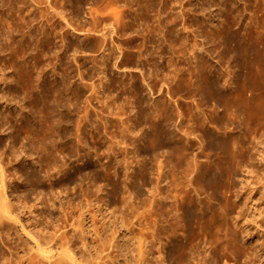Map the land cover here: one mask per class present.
I'll list each match as a JSON object with an SVG mask.
<instances>
[{
	"label": "rangeland",
	"instance_id": "rangeland-1",
	"mask_svg": "<svg viewBox=\"0 0 264 264\" xmlns=\"http://www.w3.org/2000/svg\"><path fill=\"white\" fill-rule=\"evenodd\" d=\"M260 10L264 11V0H0V96L3 97L0 98V127L5 125L7 130V135L0 134L3 135L0 138V152L13 149L23 151L24 157L27 153L37 156L36 162L41 161L33 167L39 168L44 176L47 175L45 168L51 166L54 158L60 155L66 160L64 169H61L68 170L66 175L65 172L52 170V176L57 174L53 178L46 176L42 181L33 182V185H18L15 193L13 188L9 189L15 195L20 193L17 197L23 202L30 201L29 206L36 202L34 212H39V215L34 214V220L31 218L29 224L32 222V227H37L38 231L40 226L49 228L50 223L42 220L44 212L54 219L61 218L60 223H65L60 226L68 225L67 230L77 233L79 228L77 230L70 223L81 215L80 221H84L89 242V249L82 247L85 257L91 252L95 253L97 247L99 250L105 249L103 256L110 253L118 255L119 247L110 248V239L114 236L111 233L114 234L117 228L121 230V234H117L119 244L125 246L128 259H139L137 249L140 237L145 243V251L149 249L148 254L151 250L154 252L151 251L149 259L159 261L164 254L159 252L161 245L153 240L151 234L155 220L151 213L153 192L150 191L155 187L152 183L159 186L160 195L168 196L159 197L161 200L171 199L158 211L162 223L165 220L162 216L167 218L166 211L172 210L169 216L178 213L177 207L173 209L170 205L182 196L184 201L187 197L185 202L194 195L202 196L200 200L203 197L209 200L215 185H207L203 177L207 173L217 172L221 174L217 183L218 197L221 199L219 209L222 207L220 211L225 210V215L219 222L217 216L214 217L215 222L213 219L210 221L211 215L202 220V228L197 229L199 234L195 233L193 238L194 246L199 244L195 239H200L199 258L202 262L208 261V264H219L220 261L223 264L227 256L230 260L234 257L233 253L231 255L229 251L225 258L221 255L222 251L218 254L219 249L215 245L227 244L228 241L231 249L236 248L232 251H242L240 253L243 255L247 244L240 241V245L233 246V235L230 233L234 226L232 217L238 215L233 208L235 191L242 184L243 198L248 203L240 216L243 219L240 225H247L241 228V235L247 231L254 244H260L264 251V12ZM249 18L254 20L250 21ZM251 43L255 66L260 64L262 70L254 68L251 71L249 67ZM225 79H228V85ZM230 81L234 83L230 84ZM218 85L222 87L218 88ZM9 98L24 103L23 124L28 127L22 129L24 133L18 127L19 121H15V118L10 120L6 114L13 108ZM34 100L38 102L37 105ZM17 111L20 112L14 107L15 115L19 114ZM31 125L36 128L37 138L42 136L40 140L44 143L39 142L36 136H30L33 135ZM31 142L36 144V149ZM27 163L20 170L26 172ZM153 167H157L158 171ZM154 172L157 175L154 176ZM185 172L188 174L185 175ZM189 172H192L191 176ZM26 176L17 182L28 184ZM176 177L179 181L178 178L173 179ZM160 179L161 185L158 184ZM189 179H196L197 182L195 180L194 184ZM185 180L193 183L194 187L188 186ZM176 181L180 184L179 188ZM174 183L178 189L176 192ZM196 186L200 187L199 191L202 190L200 193ZM188 187L190 190L192 187V193ZM194 188L196 193L193 192ZM173 189L175 195L171 192ZM184 190L186 195L183 194ZM177 192L181 194L177 195ZM202 192L205 194L201 195ZM23 195H27L28 200ZM54 196L65 197L66 207L72 208L69 209L72 211L70 218L64 217L59 203L49 207L51 203L48 199ZM89 196L96 199L89 200ZM125 198L127 202L131 199L129 202L132 204L125 203ZM40 199L43 201L41 204L38 203ZM88 200L94 206H90ZM112 212L114 215L110 218L108 214ZM120 217L126 220L121 218L120 221ZM5 223L8 226H5V230L8 229L4 232L8 233H3V238L0 236V242L6 245L0 244L10 252L4 246L1 249L0 245V254L13 252L11 258L9 254L6 255L10 260L5 264H10L9 261L11 264L25 262L21 258L27 252L34 258L37 251L31 250L34 241L26 233L27 229H21L22 223L13 220L7 219ZM218 223H221L220 227ZM230 224L233 226L229 227ZM89 230L92 232L89 233ZM170 230L173 232L174 228ZM170 230L164 231L161 237L170 233L169 237L174 236ZM223 230L226 231L222 234ZM134 236L136 239H133ZM100 237L102 240L106 237L104 240L109 242H101ZM219 237L222 238L221 243ZM117 238L113 241L118 242ZM78 240L81 242L82 238ZM214 246L217 249L211 248ZM1 261L0 264L3 263ZM117 261L116 264H126L124 260L118 261L120 263ZM172 262L182 264V261L177 263L171 258L166 263Z\"/></svg>",
	"mask_w": 264,
	"mask_h": 264
},
{
	"label": "bare ground",
	"instance_id": "bare-ground-1",
	"mask_svg": "<svg viewBox=\"0 0 264 264\" xmlns=\"http://www.w3.org/2000/svg\"><path fill=\"white\" fill-rule=\"evenodd\" d=\"M233 1V0H232ZM263 1V0H262ZM263 4V3H262ZM248 5V4H247ZM249 5H251V4H249ZM253 5V4H252ZM251 5V6H252ZM254 5H256V4H254ZM247 7H249V6H247ZM256 7H258V6H256ZM250 8V7H249ZM252 8V7H251ZM254 8H255V6H254ZM262 9V8H261ZM253 10V9H252ZM263 10V9H262ZM255 11V10H254ZM261 11V10H260ZM259 11V12H260ZM237 12V11H236ZM261 12H264V11H261ZM243 15V14H242ZM241 16V15H240ZM263 16H264V14H263ZM238 17V16H237ZM258 17V16H257ZM261 18V17H260ZM242 19V18H241ZM248 20V19H247ZM249 20H250V18H249ZM252 20V19H251ZM250 20V21H251ZM254 20V19H253ZM252 20V21H253ZM238 21V20H237ZM236 21V22H237ZM248 22V21H247ZM240 23V22H239ZM253 23V22H252ZM251 23V24H252ZM255 23V22H254ZM258 23V22H257ZM243 24V23H242ZM245 24H247V23H245ZM248 25V24H247ZM247 25H245L246 27H248ZM254 25H256V24H254ZM253 26V25H252ZM242 27V26H241ZM258 27V26H257ZM243 29L245 30L246 28H244L243 27ZM258 29V28H257ZM257 29H255V30H257ZM260 29V28H259ZM249 31V30H248ZM260 31V30H259ZM258 32V31H257ZM250 33V32H249ZM249 36V35H248ZM246 37V36H245ZM248 38V37H247ZM252 38V37H251ZM251 38H249V39H251ZM258 38V37H257ZM260 38V37H259ZM236 40V39H235ZM238 40V39H237ZM240 40V42H241V39H239ZM258 40H260V39H258ZM250 42V41H249ZM253 43H255L254 41H252ZM234 43H235V41H234ZM238 44V43H237ZM241 44H242V42H241ZM236 45V44H235ZM257 45V44H256ZM259 45V44H258ZM240 48H241V46H240ZM239 49V48H238ZM235 50V49H234ZM236 50H237V47H236ZM242 50H243V47H242ZM247 50V49H246ZM252 50H253V45H252V43L250 44V50H249V56H250V65H249V67L251 68V71H253V69L254 68H260L261 69V66H260V64H258L257 66H255L256 64H255V61H254V58H253V53H252ZM245 51V50H244ZM239 52V51H238ZM247 52V51H246ZM241 53H243V51L241 52ZM240 53V54H241ZM248 53V52H247ZM255 54V53H254ZM238 55V54H237ZM240 57H241V55H240ZM242 57H243V55H242ZM245 57H247V56H245ZM235 58H236V54H235ZM257 60V59H256ZM263 60V59H262ZM244 61H246V60H244ZM243 61V62H244ZM219 62H222V60L221 61H219ZM218 62V63H219ZM236 62H238V60L236 61ZM258 62V61H257ZM263 62V61H262ZM260 63V62H259ZM238 64H240L239 62H238ZM244 64H245V62H244ZM244 64H243V66H244ZM219 65V64H218ZM221 65V64H220ZM264 65V64H263ZM239 66H241V64L239 65ZM242 66V67H243ZM255 66V67H254ZM246 67H247V65H246ZM222 68V67H221ZM244 68V67H243ZM220 69V68H219ZM245 69H247V68H245ZM264 69V68H263ZM262 70V69H261ZM240 71H242V70H240ZM246 71V70H245ZM249 71V70H248ZM229 72V71H228ZM257 72H258V70H257ZM223 73V72H222ZM221 73V74H222ZM246 73V72H245ZM250 73V72H249ZM254 73V72H253ZM252 73V74H253ZM261 73H263V71L261 72ZM244 74V73H243ZM242 74V76L243 77H245V74L243 75ZM252 74H251V76H252ZM260 74V73H259ZM219 75V74H218ZM228 75V74H227ZM230 75H232L231 73H230ZM250 74H248V76H249ZM257 75H258V73H257ZM220 76V75H219ZM253 76H254V74H253ZM256 76V75H255ZM227 77V76H226ZM230 77V76H229ZM233 78V77H232ZM253 77H251V79H252ZM257 78V77H256ZM256 78H254V80L256 79ZM250 79V78H249ZM37 80V79H36ZM226 80V79H225ZM241 80H243L242 78H241ZM254 80L252 81V82H254ZM228 81V79L226 80V83H227V85H228V83L229 82H227ZM244 81V80H243ZM248 81V80H247ZM38 82V81H37ZM36 82V83H37ZM234 83L233 81H230V84H232V83ZM241 82V81H240ZM250 82H251V80H250ZM249 82V83H250ZM9 83V82H8ZM7 83V84H8ZM35 83V82H34ZM16 84V83H15ZM229 84V85H230ZM11 85V84H10ZM236 85V84H235ZM256 85V84H255ZM254 85V86H255ZM261 85H263V83L261 84ZM219 86V85H218ZM232 86V85H231ZM230 86V87H231ZM234 86V85H233ZM11 87V86H10ZM13 87V86H12ZM222 87V86H221ZM220 86L218 87V88H221ZM229 87V86H228ZM261 87H263V86H261ZM15 88V87H14ZM34 88H35V86H34ZM33 88V89H34ZM226 88V87H225ZM235 88V87H234ZM36 89V88H35ZM39 89V88H38ZM38 89H36L37 91H40V89L38 90ZM42 89V88H41ZM15 90V89H14ZM223 90V89H222ZM224 90H226V89H224ZM240 90V88L238 89V91ZM242 90V89H241ZM17 91V90H16ZM34 91V90H33ZM221 91V90H220ZM219 91V92H220ZM229 91V90H228ZM237 91V90H236ZM235 91V92H236ZM238 91H237V93H238ZM242 91H244V90H242ZM31 93H32V90L30 91ZM34 92H36V91H34ZM217 92V91H216ZM234 92V93H235ZM240 92V91H239ZM38 93V92H37ZM36 93V94H37ZM223 93V92H222ZM222 93H221V96H222ZM241 93V92H240ZM249 93V92H248ZM16 94H17V92H16ZM32 94H35V93H32ZM39 94V93H38ZM236 94V93H235ZM239 94V93H238ZM0 95H2V94H0ZM218 95V94H217ZM234 95V94H233ZM233 95H231V96H233ZM249 95V94H248ZM5 96V95H4ZM17 96V95H16ZM37 96V95H36ZM2 96H0V98H1ZM19 97V96H18ZM33 97V99H34V96H32ZM239 97V96H238ZM3 98V97H2ZM8 98V97H7ZM10 98H13V97H10ZM9 98V100H10V104H11V106H13V108L8 112V113H6L7 114V116L10 118V120H12V118H15L16 120L15 121H19V124H18V127L20 126V130H22V129H26V127L27 126H24L25 125V123L23 124V122H25L24 121V115H23V112L24 111H22L23 110V108H24V106L22 105V104H24V103H22L21 104V102L20 101H14V100H12V99H10ZM16 98V97H15ZM38 98V96L36 97V99ZM217 98H219V97H217ZM225 98V97H224ZM250 98V97H249ZM18 100V99H17ZM223 100V99H222ZM35 101V100H34ZM37 101H38V99H37ZM36 102V101H35ZM250 102V101H249ZM8 103V102H7ZM37 103L38 102H36V105H37ZM39 106V105H38ZM14 107H16L17 108V110H20V112L19 111H17L19 114L18 115H15V113H14ZM36 108H37V106H36ZM35 109V108H34ZM9 110V109H8ZM37 110V109H36ZM41 110V109H40ZM38 111V110H37ZM16 112V113H17ZM43 112V111H42ZM1 114V113H0ZM33 114V113H32ZM41 115H42V113H40ZM39 114V115H40ZM35 115V114H34ZM41 115H40V117H41ZM44 115V114H43ZM5 117H6V115H5ZM32 117H34V116H32ZM36 117V116H35ZM43 118H44V116H42ZM47 118V117H46ZM34 119V118H33ZM41 119V118H40ZM18 123V122H17ZM35 123H37V122H35ZM2 124H4V123H2ZM1 124V126H3ZM31 124H34V123H31ZM36 125V124H35ZM5 126V125H4ZM4 126L3 127H0V134L1 133H3V135L4 134H6L7 135V130H6V127L4 128ZM16 126V125H15ZM37 127V126H36ZM28 128V127H27ZM30 128H31V131H32V134L33 135H31L27 130V132L30 134V136H36V128H34V125H31L30 126ZM39 129V128H38ZM37 129V130H38ZM25 131V130H24ZM26 131H25V133H26ZM22 132H23V130H22ZM24 133V132H23ZM28 133H27V136H28ZM35 133V134H34ZM38 134H39V131H38ZM3 135L1 136L0 135V138L1 137H3ZM29 136V137H30ZM38 136V135H37ZM37 136H36V138H37ZM51 136V135H50ZM53 136V135H52ZM42 137V136H41ZM40 136H39V138H37V139H39L38 141L40 142L41 140H40V138H41ZM5 138V137H4ZM4 138H2V139H4ZM35 138V139H36ZM43 138V137H42ZM46 138V137H45ZM47 138H48V136H47ZM46 138V139H47ZM49 138H51V137H49ZM54 138V137H53ZM52 138V139H53ZM32 139V138H31ZM5 140V139H4ZM49 140V139H48ZM47 140V143L49 142ZM56 139H54V141H55ZM35 141V140H34ZM44 141V140H43ZM46 141V140H45ZM50 141H52L51 139H50ZM57 141V140H56ZM2 142H3V140H2ZM37 142V141H36ZM35 142V143H36ZM186 142H188V141H186ZM31 143H33V142H31ZM38 143V142H37ZM41 143H44V142H42L41 141ZM40 143V144H41ZM47 143H45V144H47ZM51 143V142H50ZM49 143V144H50ZM54 144H56V142L54 143ZM54 144H52L53 146H54ZM187 144V143H186ZM33 145L35 146L36 144H34L33 143ZM32 145V146H33ZM37 145H39V144H37ZM42 145V144H41ZM44 145V144H43ZM43 145H42V147H43ZM190 145V144H189ZM189 145H188V147H189ZM1 146V145H0ZM11 146V145H10ZM40 146V145H39ZM38 146V147H39ZM45 146V145H44ZM12 147H14V145L12 146ZM11 147V148H12ZM37 147V148H38ZM42 147H41V150H42ZM46 147V146H45ZM44 147V148H45ZM50 147V146H49ZM58 147V146H57ZM56 147V148H57ZM1 148V147H0ZM7 148V147H6ZM9 148V147H8ZM51 148V147H50ZM55 148V149H56ZM59 148V147H58ZM57 148V149H58ZM3 149V148H2ZM35 149H36V146H35ZM47 149V148H46ZM55 149L54 150H52V151H55ZM60 149V148H59ZM4 150V149H3ZM44 150V149H43ZM42 150V151H43ZM50 150V149H49ZM48 150V151H49ZM38 151V149L36 150V152ZM42 151H40L41 152V154H42ZM59 151V150H58ZM40 152H39V156H40ZM46 154H47V152L46 151H44ZM25 154V153H24ZM28 154V153H27ZM26 154V157H24V155H23V151L22 152H20V151H14L13 149H5L3 152H0V236L2 237L4 234L3 233H8V232H4V230H5V224L7 223H5V220L7 221V219L8 220H13V221H16L17 223H22L21 224V229H22V227L26 230V231H28V232H26V233H29L30 234V237L33 239V241H34V243H33V246H32V251L33 250H36L37 251V254L35 255V257L34 258H32V254L30 253V252H27L26 254L25 253H23V257L21 258V260L22 259H25V262H23V263H21V264H116V261L118 260V261H121V260H124V262L126 263V264H133V262H134V264H142L143 262H144V264H146L148 261H150V262H152V260H153V258H152V260L151 259H149V256L151 255V251L149 252V254H148V250L149 249H147L146 251H145V243L144 242H142L141 241V238L139 237V247H138V249H137V247H134V248H136L137 249V251L139 252V259H137V260H134V261H131L130 259H128V253H126L125 252V246H123V243H122V245H120L119 244V242L120 241H118V238H117V234H121V233H119V231H121V230H119L118 231V229L116 228L115 229V231H114V234H113V232L111 233L112 234V236H113V238L112 239H110L109 237H108V239H110L111 241V246H110V248L111 247H113V248H116V247H119V249H117L118 250V255L116 254V255H110V254H106V255H102L103 253H104V251H105V249H101L100 248V250L98 249V247H97V249H96V251H95V253H93V254H95V255H93V254H91V253H89V255H88V257H85L84 256V254H83V251H82V247H85V249L86 248H88L89 247V242L87 241L88 239H87V237H86V231H85V229H84V221L82 222V220L80 221V217H82L81 215L79 216L78 215V217H79V219H72V220H74V221H72L70 224H71V226L72 227H74V228H79V230H78V232L77 233H72V231H70V229L69 230H67L68 229V225L66 226H60L61 225V223H60V221H61V218H57V217H55V219L53 218V216L51 215V216H49L48 214H45L44 212H42V216L44 217H42V220L43 219H45L46 221H48L50 224V227L48 228H44L43 226H40V228H39V231L38 230H36V228L37 227H32L33 225H32V222H31V224H29V220L31 219V218H33L32 216H35L34 214H36L35 212H34V209L35 208H37V207H35V204H36V202H35V204H32V206H29V202L27 201V202H23V200H20V198H18L17 196L20 194H18V195H15V194H13L12 192L10 193L9 192V189H11V188H13V190L19 185V186H21V187H23V186H29V184H31V185H33L32 183L33 182H36V181H42L43 180V178L44 177H46V176H52V170H54L56 173H61V171L62 172H65L64 174L66 175L67 174V171L68 170H66V168H65V171H63V169H64V164L66 163V160H64L63 158V156H61L60 157V155H59V157L57 156V158H54V162H53V164H51V166H47L45 169H46V171H47V175H42V173L40 172V169L38 168V169H35L34 167L37 165V163L38 162H40L39 160H38V162H36L37 160H35V158L37 157L36 155V157H33V156H31L32 154H29V155H27ZM45 154V155H46ZM50 154H51V152H50ZM57 154V153H56ZM4 155H9V156H4ZM38 155V154H37ZM52 155V154H51ZM54 155V154H53ZM42 157H43V155H42ZM48 157H49V155H48ZM45 158H47L46 156H44V159ZM197 158V157H196ZM40 159V158H39ZM42 159V158H41ZM50 159V158H49ZM47 160H48V158H47ZM52 160H53V158H52ZM212 160V159H211ZM42 161H43V159H42ZM44 161H46V160H44ZM29 163V165H28V163ZM211 162V161H210ZM9 163H10V165H9ZM27 163V165H28V167H26V172H24V171H22V170H20V168H22L25 164ZM47 163V162H46ZM39 164H41V163H39ZM44 164V163H43ZM48 164V163H47ZM208 164V163H207ZM42 165V164H41ZM49 165H50V163H49ZM188 165H190V164H188ZM187 165V166H188ZM34 166V167H33ZM43 166H45V165H43ZM25 167V166H24ZM38 167H40V166H38ZM63 167V169H61ZM158 167V166H157ZM157 167H153V169H156ZM17 168H19V170L17 169ZM41 168H43L42 166H41ZM69 168V167H68ZM45 169L43 170V171H45ZM70 169V168H69ZM162 169V166H161V168H159V171L157 172V173H159L160 172V170ZM190 169V166L188 167V170ZM195 170H196V167L194 168ZM194 169H192L191 171H193ZM71 170V169H70ZM69 170V171H70ZM164 170H167L166 168L164 169ZM168 171V170H167ZM167 171H163V173L164 172H166L167 173ZM186 171H187V168H186ZM190 171V170H189ZM21 172L24 174H21ZM228 172V171H227ZM46 173V172H45ZM53 174V176H56L57 174ZM168 173H170V172H168ZM186 173L187 172H185V175H186ZM190 173V172H189ZM192 173V172H191ZM191 173H190V175L189 176H191ZM194 173H195V171H194ZM226 173V172H225ZM161 174V173H160ZM171 174V173H170ZM188 174V173H187ZM25 175H27L25 178H26V180H28L27 182H29L28 184H26V185H22L21 183H18L17 181H19L18 179H20V178H23L22 176H25ZM59 175V174H58ZM155 175H157L155 172H154V176ZM162 175V174H161ZM166 175V174H165ZM164 175V176H165ZM173 175V174H172ZM172 175H169V177H171ZM231 175V174H230ZM53 176H52V178H53ZM168 176V175H167ZM174 176H176V175H174ZM178 176V175H177ZM188 176V175H187ZM186 176V177H187ZM188 176V177H189ZM197 176V175H196ZM195 176V177H196ZM173 177V176H172ZM179 177V176H178ZM178 177H176V178H173L174 180H176ZM183 177H184V175H183ZM193 177V176H192ZM230 177V176H229ZM154 178V177H153ZM181 178V177H180ZM45 179V178H44ZM51 179V178H50ZM162 180H163V178H161ZM161 179L160 180H158L159 181V183L158 182H156V180H155V182L156 183H158V184H160L161 185V183H160V181H161ZM172 179V178H171ZM172 179V180H173ZM186 179V178H185ZM197 179V178H196ZM195 179V180H196ZM220 179H221V174L220 173H207V174H205L204 175V177H203V182L205 181V182H207V185H209V184H214L215 185V188H214V190H213V192L210 194V199L209 200H205L204 199V197H203V200H200L199 199V197L201 198L202 196H199L198 197V195L196 196V195H194L193 197L191 196V200L189 201V200H187V202H185L186 201V199H187V197L185 198V201L184 200H182L183 199V197L184 196H180L181 198H180V200H178V201H174L173 203L171 202V207L173 208V209H175L174 208V206H176L177 207V212L178 213H176L174 210V212H175V215H173V216H169V212H171V211H166V215H167V218H165L164 216H162L165 220L162 222V223H160V220H159V217H158V211H160V208L161 207H163L164 205H166V201L167 202H170V200L168 201V200H164V198L161 200L159 197H161V196H163L162 194L160 195V193L158 192V190H159V186L157 185V184H153L152 183V185L153 186H155L154 187V190L153 191H150L151 193L153 192V194H152V210H153V212H151L152 214H154V218H155V220L152 222V220H151V222H152V224H153V233L151 232V234H152V238H153V240H156L160 245H161V248H162V250L161 251H159L160 253H162V255L164 254V256L161 258V260H159V261H153L151 264H157V263H159V264H169V263H166V262H169V259L171 258V259H174L175 260V262H177V263H181V261H182V264H208V261H205V262H202L201 261V259L199 258V247H200V245H201V243H200V239H195L197 242H199V244L198 245H196V246H194L193 245V238H194V235H195V233H197V229L198 228H202V226H201V222H202V220L205 218V217H208L209 215H211L212 217L210 218V221L212 220V221H214V219L216 220V218H217V222H219V220H221L224 216L223 215H225L223 212L225 211H220V209L222 208H220L219 209V206H220V202H221V199H219V197H218V194H219V187H217V183L220 181ZM229 179V178H228ZM21 180L22 179H20V182H21ZM52 180V179H51ZM174 180H173V182H174ZM190 181L191 180H193V179H189ZM195 180H193L192 182L195 184V182H197V180L195 181ZM163 181H165V180H163ZM178 181H179V178H178ZM178 181H176L175 183H176V185H178V188H179V185L180 184H178L177 182ZM180 181H181V179H180ZM185 181H187V180H185ZM195 181V182H194ZM162 182V181H161ZM172 182V183H173ZM202 182V181H201ZM203 182H202V184L200 185V186H202L203 185ZM175 183L173 184V186H174V188L176 189V187H175ZM182 183V182H181ZM193 183H191L190 184V182L188 183V181H187V185L188 186H190V185H193L192 187H194V184ZM209 183V184H208ZM183 184V183H182ZM197 184H200L199 182L197 183ZM196 184V185H197ZM187 185H184V186H182V187H185V186H187ZM213 185V186H214ZM152 186V187H153ZM165 185H163V187H164ZM211 186V185H210ZM222 186H223V184H222ZM242 186H243V184H242ZM242 186H240V187H242ZM152 187H150V188H152ZM181 187V188H182ZM192 187H191V190H190V188H189V192L190 193H192ZM197 188L196 189H198V192L200 193L202 190H200L199 191V189H200V187L198 188V186H196ZM239 187V189L238 190H236L235 191V196H234V203H233V205H234V211L235 212H237L238 213V215H236L235 217H232V218H234V223H233V227L231 226V224L229 225V227L231 226L232 227V230L230 231V233H231V235H233V246L235 245V246H237L238 244L240 245L241 243H239L240 241H243L242 243L243 244H247L246 246H245V250L243 251V255L240 253V252H242V251H240V252H237V251H232V249L233 248H235V247H233L232 249H231V247L232 246H230V242L228 241V242H226V240H225V242L227 243V244H225V243H221V241H222V238H220L219 237V240H220V245L218 246L217 244H215L217 247H218V249H219V253L218 252H216V253H218V254H220V251H222V256L224 255L225 256V258H226V255H228L229 253V251H231V255H232V253H233V255H234V257H232L230 260H228V256H227V259L225 260L224 259V263L223 264H264V251H263V249L261 248V246H260V244H254V241H253V239L247 234L248 232L246 231L245 233H243V235H241L242 234V232H241V228H246L247 227V225H245V224H243V225H240L241 224V221L243 220L242 219V217H240L241 215H242V213H243V210H244V208H245V206H246V204L248 203V201L247 200H245L244 198H243V194H242V189ZM187 188V189H188ZM202 188V187H201ZM205 188V187H204ZM17 189V188H16ZM182 189H185V188H182ZM195 188L193 189V192H195L194 190H196ZM91 190V189H90ZM102 190V189H101ZM178 189H176L175 190V192L177 191ZM180 190L181 189H179V192H180ZM234 190V189H233ZM232 190V191H233ZM15 191L16 190H14V193H15ZM143 191V190H142ZM185 191V190H184ZM188 191V190H187ZM164 192H166V190L164 191ZM173 194H174V189H173V191H171ZM179 192H177V195H180L181 193H179ZM182 192V191H181ZM197 192V193H198ZM138 193V192H137ZM144 193V192H143ZM150 193V194H151ZM183 193V192H182ZM189 193V194H190ZM196 193V192H195ZM195 193H193V194H195ZM198 193V194H199ZM203 193V192H202ZM234 193V192H233ZM184 195H186V191L183 193ZM188 194V196H190ZM205 193H203V194H201V195H204ZM207 194V193H206ZM221 194V193H220ZM21 195V194H20ZM25 195V194H24ZM23 195V196H24ZM88 195V194H87ZM86 195V196H87ZM143 195V194H142ZM175 195V194H174ZM173 195V196H174ZM208 195H209V193H208ZM144 196V195H143ZM142 196V197H143ZM150 196V195H149ZM164 196H165V194H164ZM163 196V197H164ZM206 196V195H205ZM20 197V196H19ZM26 199L28 198L27 197V195L26 196H24ZM90 197V196H89ZM89 197H88V199H89ZM96 197H98V196H96ZM141 197V198H142ZM150 197V198H151ZM166 198H168V196H165ZM209 197V196H208ZM23 197H21V199H22ZM65 198V197H64ZM64 198L63 197H56V196H54V197H51L50 199H48L49 201H50V203L51 204H49V207L50 206H54V205H57V203H59L60 204V208L63 210V212H62V214H64V217H67L68 216V218H70L72 215V211H70L71 209L70 208H68V207H66V202H65V200H64ZM140 198V197H139ZM149 198V199H150ZM175 198V197H174ZM205 198H207V197H205ZM70 199V198H69ZM91 199H96L95 198V196H94V198H92V197H90V199L89 200H91ZM98 199H99V197H98ZM126 200H125V203H128L131 199H129V201L127 202V198H125ZM28 200V199H27ZM36 200V199H35ZM48 200H47V202H48ZM57 200V201H56ZM71 200V199H70ZM85 200H86V197H85ZM89 200H88V202H89ZM212 200V201H211ZM231 200V199H230ZM69 201V200H68ZM97 201V200H96ZM173 201V200H172ZM215 201V202H214ZM228 201H229V198H228ZM70 202V201H69ZM86 202H87V200H86ZM232 202V201H231ZM38 203H43V201L40 199V201L38 202ZM37 203V204H38ZM90 204V206L92 205V206H94L93 204H91V202H89ZM93 203H94V201H93ZM101 203V202H100ZM100 203L98 204V206L100 205ZM129 203H131V202H129ZM128 203V204H129ZM229 203V202H228ZM30 204V205H31ZM47 204V203H46ZM72 204H74V203H72ZM72 204H71V207H73L72 206ZM84 204V203H83ZM87 204V203H86ZM95 204V203H94ZM104 205V207H105V204L104 203H101V205ZM132 204V203H131ZM131 204L129 205V206H131ZM33 205H34V207H33ZM75 205V204H74ZM82 205V204H81ZM102 205V206H103ZM82 206H84V205H82ZM89 206V207H90ZM127 207V208H133V206L132 207ZM230 206H231V203H230ZM46 207H48V206H45V208ZM101 207V206H100ZM103 207V208H104ZM249 207V206H248ZM41 208V207H40ZM39 208V209H40ZM82 208V207H81ZM102 208V207H101ZM100 208V209H101ZM171 208V209H172ZM70 209V210H69ZM83 209V208H82ZM81 209V210H82ZM130 209H128V210H130ZM169 208H167V210H168ZM223 209V208H222ZM42 210H43V208H42ZM127 210V211H128ZM39 211V210H38ZM126 211V212H127ZM134 211V210H133ZM132 211V212H133ZM232 211H233V209H232ZM233 211V212H234ZM100 212V211H99ZM162 212V211H161ZM227 212V211H226ZM229 212V211H228ZM116 213V211L114 212V214ZM127 213H129V211L127 212ZM126 213V214H127ZM134 213V212H133ZM160 213V212H159ZM164 214H165V212H163ZM60 214H61V212H60ZM113 214V212L112 213H110V214H108V216L111 218V215ZM113 214V215H114ZM163 214V215H164ZM37 215H39V212H38V214H36V216ZM85 215V214H84ZM105 215V214H104ZM107 215V214H106ZM105 215V216H106ZM115 215H117V213L115 214ZM230 215H232V214H230ZM230 215L228 216V217H230ZM61 216V215H60ZM120 216V215H119ZM119 216H117V217H119ZM122 216V215H121ZM150 216H152L151 214H150ZM217 216V217H216ZM40 216H38V218H39ZM64 217L62 216V218L64 219ZM123 217H125V215L123 216ZM160 217H161V215H160ZM214 217H216V218H214ZM37 218V217H36ZM37 218V220H39ZM56 218H57V220H56ZM68 218H66V219H68ZM84 218H86L85 216H84ZM83 218V219H84ZM108 218V217H107ZM122 217H120V219H121ZM134 218H136V217H134ZM117 219V218H116ZM119 219V218H118ZM122 219H124V218H122ZM122 219L120 220V221H122ZM129 219H131V218H129ZM128 219V220H129ZM152 219V218H151ZM162 219V218H161ZM225 219H226V217H225ZM32 220V219H31ZM33 220H34V218H33ZM42 220H41V223H42ZM54 220H56V221H54ZM68 220H70V219H68ZM85 220V219H84ZM124 220H126V219H124ZM132 220V219H131ZM206 220H208V219H206ZM205 220V221H206ZM228 220V219H227ZM232 220V219H231ZM231 220H229V221H231ZM24 221H26V223H24ZM64 221V220H63ZM77 221H78V223H77ZM106 221V220H105ZM105 221H103V222H105ZM28 222V223H27ZM37 222V221H36ZM45 222V221H44ZM67 222H70V221H67ZM130 222V221H129ZM150 222V223H151ZM209 222V221H208ZM215 222V221H214ZM34 223V222H33ZM38 223H39V221H38ZM37 223V224H38ZM47 223V222H46ZM65 223V222H64ZM64 223H62V225H64ZM108 223V222H107ZM131 223H132V221H131ZM204 223V222H203ZM206 223V222H205ZM211 223V225L212 224H214V223H212V222H210ZM119 224V223H118ZM121 225H122V223H120ZM119 224V225H120ZM134 224V223H133ZM151 224V225H152ZM219 224H221V223H218V225ZM35 225V224H34ZM43 225V224H42ZM48 225V226H49ZM93 225H94V223H93ZM98 225H99V223H98ZM116 225H117V222H116ZM209 225L210 224H208V227H209ZM217 225V224H216ZM222 225H223V223H222ZM221 225V226H222ZM47 226V225H46ZM45 226V227H46ZM94 226H97V224L96 225H94ZM99 226H101V224L99 225ZM98 226V227H99ZM108 226V225H107ZM122 226H124V224L122 225ZM213 226H215V225H213ZM224 226V225H223ZM6 227H8V226H6ZM103 227H104V223H103ZM105 227H106V223H105ZM172 227L174 228V230H173V232H174V236H172V237H169L170 236V234L169 235H167V236H162L161 237V234L164 232V231H168V230H170V229H172ZM212 227V226H211ZM219 227H220V225H219ZM73 228V229H74ZM95 228V227H94ZM118 228H119V226H118ZM225 228V227H224ZM223 228V229H224ZM8 229V228H7ZM6 229V230H7ZM100 229V228H99ZM106 229V228H105ZM120 229V228H119ZM217 228H215V231H217L216 230ZM221 229V228H220ZM5 230V231H6ZM25 230H23V232H25ZM101 230V229H100ZM104 230V229H103ZM222 230V229H221ZM88 231V230H87ZM94 231H96V229H94ZM93 231V232H94ZM210 231V230H209ZM224 231V230H223ZM222 231V234L223 233H225V231L223 232ZM71 232V233H70ZM90 232H92V231H90L89 230V233ZM97 232H99V230L97 231ZM105 232H107V231H105ZM169 232H172L171 230L169 231ZM173 232H172V234H173ZM213 232V231H212ZM217 232H219V231H217ZM241 232V233H240ZM221 233V232H220ZM230 233H229V235H230ZM2 234V235H1ZM95 234H96V232H95ZM98 234H100V232L98 233ZM102 235H103V233H101ZM197 234H199V233H197ZM207 234V233H206ZM219 234V233H218ZM240 234V235H239ZM89 235V234H88ZM87 235V236H88ZM91 235V234H90ZM163 235V234H162ZM211 234H209V236H210ZM5 236V235H4ZM79 236V237H78ZM142 236V235H141ZM197 236V235H196ZM200 236V235H199ZM199 236H197V237H199ZM205 236V235H204ZM213 236V235H212ZM216 237H217V233H216V235H215ZM221 236V235H220ZM7 237V236H6ZM30 237H28V238H30ZM96 237H97V234H96ZM98 237H99V235H98ZM111 237V236H110ZM135 237V236H134ZM223 237V236H222ZM3 238V237H2ZM79 238H82V241L81 242H79ZM101 238V237H100ZM102 238H103V236H102ZM102 238H101V240H102ZM106 238V237H105ZM104 238V239H105ZM115 238H117V241L118 242H115V241H113ZM133 238V237H132ZM203 238V237H202ZM207 238H208V236H207ZM214 238V237H213ZM213 238H211L212 239V241H213ZM230 238V237H229ZM102 240L101 242H106L107 241V243L109 242L108 240ZM107 239V238H106ZM133 239H136V237L135 238H133ZM215 239V238H214ZM225 239H227V238H225ZM95 240H97L96 238H95ZM130 240V239H129ZM152 240V241H153ZM205 240V239H204ZM207 241L209 240V239H206ZM218 240V239H217ZM231 240V239H230ZM0 241H2L1 239H0ZM5 241H6V239H5ZM32 241V242H33ZM98 241V240H97ZM155 241V242H156ZM215 241V240H214ZM94 242V241H93ZM127 242V241H126ZM155 242L153 243V244H155ZM156 242V243H157ZM195 242V241H194ZM204 242V241H203ZM1 243V242H0ZM99 243V242H98ZM131 243V242H130ZM208 243H210V242H208ZM1 244H5L6 245V243H1ZM0 244V245H1ZM94 244V243H93ZM103 244V243H102ZM196 244V243H195ZM204 244H205V242H204ZM210 244H213V242H211ZM209 244V246H213V245H210ZM98 245V244H97ZM104 245H105V243H104ZM125 245V244H124ZM130 245V244H129ZM207 245V244H206ZM2 246H4V245H1V249H2ZM103 246V245H102ZM135 246V245H134ZM156 246V245H155ZM170 246V248H168ZM208 246V247H209ZM216 246H214V247H211V248H216ZM5 247V246H4ZM94 247V246H93ZM95 247V248H96ZM99 247H101V246H99ZM104 247V246H103ZM102 247V248H103ZM243 247V246H242ZM11 248V247H10ZM109 248V247H108ZM109 248V249H110ZM147 248V247H146ZM158 248H160V247H158ZM238 248V247H237ZM5 249H6V247H5ZM8 249V248H7ZM6 249V250H7ZM89 249V248H88ZM87 249V250H88ZM217 249V248H216ZM236 249V248H235ZM87 250H85V251H87ZM119 250H120V252H119ZM130 250H131V248H130ZM210 250V249H209ZM241 250V249H240ZM4 251V250H3ZM9 251V249L7 250V252ZM133 251H134V249L132 250V253H133ZM213 251V250H212ZM211 251V252H212ZM216 250H214V252H215ZM10 252V251H9ZM24 252V251H23ZM128 252V251H127ZM137 252V253H138ZM153 252V251H152ZM245 252V253H244ZM0 253H1V251H0ZM5 253H6V251H5ZM5 253L3 254V255H1V257L2 258H0V259H2V261H3V263L2 264H5V261H7L9 258H11V256H10V254L11 253H13L12 252V250H11V253L9 254V253H7L6 255H8L9 254V258L7 259V257L8 256H6L5 255ZM109 253V252H108ZM134 253H136V252H134ZM154 253V252H153ZM152 253V254H153ZM205 253V252H204ZM206 253H207V251H206ZM215 253V254H216ZM129 254H130V251H129ZM213 254V253H212ZM241 254V255H240ZM138 255V254H137ZM204 255V254H203ZM206 255V254H205ZM209 255V254H208ZM87 256V255H86ZM153 256V255H152ZM159 256H161V255H159ZM223 256V257H224ZM213 257V256H212ZM216 257V256H215ZM223 257H221V259H223ZM158 258V257H157ZM178 258H180V259H178ZM111 261H110V260ZM159 259V258H158ZM10 260V259H9ZM216 260V259H215ZM1 261V262H2ZM12 261H14L13 259H12ZM117 261V262H118ZM218 261V260H217ZM242 261V262H241ZM10 262V264H11V261H9ZM174 262V263H175ZM215 262V261H214ZM214 262H212V263H214ZM221 262V261H220ZM220 262H219V264H220ZM6 263H8V262H6ZM13 263V262H12ZM118 263H120V262H118ZM122 263V262H121ZM171 263V262H170ZM222 263V262H221ZM150 264V263H149ZM172 264H173V262H172ZM209 264H210V262H209Z\"/></svg>",
	"mask_w": 264,
	"mask_h": 264
}]
</instances>
